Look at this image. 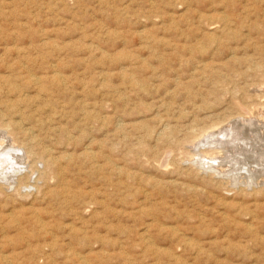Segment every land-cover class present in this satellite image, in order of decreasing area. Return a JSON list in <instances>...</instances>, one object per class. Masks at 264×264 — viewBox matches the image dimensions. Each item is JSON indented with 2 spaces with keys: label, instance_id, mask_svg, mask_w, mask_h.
I'll use <instances>...</instances> for the list:
<instances>
[{
  "label": "rangeland",
  "instance_id": "1",
  "mask_svg": "<svg viewBox=\"0 0 264 264\" xmlns=\"http://www.w3.org/2000/svg\"><path fill=\"white\" fill-rule=\"evenodd\" d=\"M0 141V264H264V0H0Z\"/></svg>",
  "mask_w": 264,
  "mask_h": 264
},
{
  "label": "bare ground",
  "instance_id": "2",
  "mask_svg": "<svg viewBox=\"0 0 264 264\" xmlns=\"http://www.w3.org/2000/svg\"><path fill=\"white\" fill-rule=\"evenodd\" d=\"M251 115V114H250ZM246 116V115H245ZM241 123V122H240ZM241 125V124H240ZM231 127V126H230ZM229 127V128H230ZM233 128V127H232ZM224 130V129H223ZM235 131V130H234ZM209 134H211V133H209ZM211 136V135H210ZM232 137V136H231ZM213 138V137H212ZM214 138H216V137H214ZM214 138H213V140H214ZM234 138V137H233ZM3 140V139H2ZM215 141V140H214ZM209 142V141H208ZM211 142V141H210ZM11 145H9L8 147H10ZM11 147H13V146H11ZM14 148H7V145L6 144H4V142L3 141H0V185L2 186V187H4L3 185H10L9 184V182H11L12 181V178H13V176L15 175H17L18 174V172H19V168L20 167H16V165H18V161L21 159L20 158V156L18 155V156H16V154H15V156H13V154L12 153H10V152H12V150H13ZM9 150H11V151H9ZM15 151H17L16 149H14ZM14 151V152H15ZM204 153V152H203ZM18 154V153H17ZM206 154V153H205ZM15 157H18L19 158V160L16 162L17 164L16 165H14L15 164V160L14 159H16ZM202 157V156H201ZM204 157V156H203ZM213 158V157H212ZM205 160V159H204ZM207 162V161H206ZM20 164V163H19ZM22 164V163H21ZM23 165V164H22ZM21 166V165H20ZM24 171V170H23ZM17 173V174H16ZM19 175V174H18ZM19 179V178H18ZM17 180V179H16ZM14 181V180H13ZM12 181V182H13ZM18 184V182L16 183V185ZM19 185V184H18ZM0 186V187H1ZM4 188H7L6 186L4 187Z\"/></svg>",
  "mask_w": 264,
  "mask_h": 264
}]
</instances>
